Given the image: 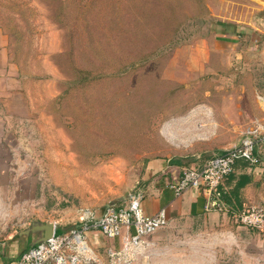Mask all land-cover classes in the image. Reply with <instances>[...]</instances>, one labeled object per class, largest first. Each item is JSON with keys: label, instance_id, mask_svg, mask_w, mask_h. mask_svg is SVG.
<instances>
[{"label": "rangeland", "instance_id": "obj_1", "mask_svg": "<svg viewBox=\"0 0 264 264\" xmlns=\"http://www.w3.org/2000/svg\"><path fill=\"white\" fill-rule=\"evenodd\" d=\"M259 22L264 0H0L1 233L108 203L151 159L208 161L246 137L228 116L253 108L231 98L246 74L264 85Z\"/></svg>", "mask_w": 264, "mask_h": 264}, {"label": "crops", "instance_id": "obj_2", "mask_svg": "<svg viewBox=\"0 0 264 264\" xmlns=\"http://www.w3.org/2000/svg\"><path fill=\"white\" fill-rule=\"evenodd\" d=\"M260 24L263 26L264 22ZM255 30L264 34L261 26ZM246 76L250 78L249 85L240 87L236 91L238 95L231 98L249 97L253 108L248 111L249 115L242 110L233 111L232 116H228L231 130L252 129L254 127L249 128L248 124H262L264 119L263 75H255L254 82L253 75ZM208 120L209 128H220L216 124L219 121L217 118V122L213 118ZM244 139L245 135L230 147L219 149L218 153L241 144ZM259 148L258 164L239 161L234 171L212 194L190 190L177 197L171 188L185 168L205 165L207 159L203 158V153L146 161L139 175L130 180L126 191L108 203L86 206L82 210L74 208L62 221L52 218L50 213L27 225L21 221L15 235L8 231L1 233V228L0 264H17L21 255L46 237L49 224L55 226V235L79 230L87 255L109 264L108 251L120 250L133 230H125L119 238L108 239L95 225L111 205L123 206L133 194L142 196L141 206L146 216L152 217L165 210L168 226L147 237L127 264H264V232L238 222V214L248 207L264 208V154ZM210 201L217 202L218 206L209 210Z\"/></svg>", "mask_w": 264, "mask_h": 264}, {"label": "built area", "instance_id": "obj_3", "mask_svg": "<svg viewBox=\"0 0 264 264\" xmlns=\"http://www.w3.org/2000/svg\"><path fill=\"white\" fill-rule=\"evenodd\" d=\"M263 129L264 124L247 131V136L241 144L211 157L204 166L185 168L180 178L171 185L175 195L180 197L190 190L212 194L234 171L239 161H246L250 165L258 164L260 160L255 152L259 142L264 143V136L259 137ZM141 202L142 196L133 194L127 204L111 205L95 225L108 239L119 238L125 230H133V234L120 250L108 251L109 264H127L147 237L168 226L165 210L152 217L146 216ZM217 206V202L210 201L207 207L210 210ZM238 222L245 227L264 232V208L248 207L238 214ZM17 264H103V262L87 255L81 232L73 230L68 234L54 235L48 241L38 244L21 255Z\"/></svg>", "mask_w": 264, "mask_h": 264}, {"label": "water", "instance_id": "obj_4", "mask_svg": "<svg viewBox=\"0 0 264 264\" xmlns=\"http://www.w3.org/2000/svg\"><path fill=\"white\" fill-rule=\"evenodd\" d=\"M46 227H47V226H46ZM48 229H49L48 234L46 235V237H44L43 239H41V240L38 242V244H40V243H44V242L48 241L50 238H52V237L55 235L56 230H55V226H54L53 224H49V225H48ZM38 244H37V245H38Z\"/></svg>", "mask_w": 264, "mask_h": 264}, {"label": "trees", "instance_id": "obj_5", "mask_svg": "<svg viewBox=\"0 0 264 264\" xmlns=\"http://www.w3.org/2000/svg\"><path fill=\"white\" fill-rule=\"evenodd\" d=\"M255 153H256L257 157H260L259 154L257 153V150H256ZM218 154H222V153H218ZM227 178H228V177H227Z\"/></svg>", "mask_w": 264, "mask_h": 264}]
</instances>
